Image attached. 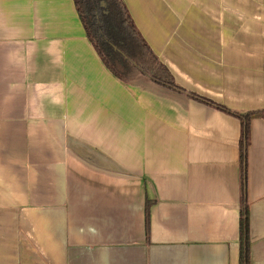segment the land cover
Wrapping results in <instances>:
<instances>
[{
	"label": "crops",
	"instance_id": "1",
	"mask_svg": "<svg viewBox=\"0 0 264 264\" xmlns=\"http://www.w3.org/2000/svg\"><path fill=\"white\" fill-rule=\"evenodd\" d=\"M123 1L186 93L118 79L75 0H0V264H240L245 206L264 264V0Z\"/></svg>",
	"mask_w": 264,
	"mask_h": 264
},
{
	"label": "trees",
	"instance_id": "2",
	"mask_svg": "<svg viewBox=\"0 0 264 264\" xmlns=\"http://www.w3.org/2000/svg\"><path fill=\"white\" fill-rule=\"evenodd\" d=\"M87 37L103 63L118 79H148L176 93H186L178 86L166 65L156 56L138 31L123 0H75ZM194 100L226 110L210 100L187 94ZM241 120L240 167L242 192L246 193L247 151L250 144L252 114L237 115ZM148 217V216H147ZM240 264H249L248 211L242 209Z\"/></svg>",
	"mask_w": 264,
	"mask_h": 264
},
{
	"label": "rangeland",
	"instance_id": "3",
	"mask_svg": "<svg viewBox=\"0 0 264 264\" xmlns=\"http://www.w3.org/2000/svg\"><path fill=\"white\" fill-rule=\"evenodd\" d=\"M159 58V57H158Z\"/></svg>",
	"mask_w": 264,
	"mask_h": 264
}]
</instances>
